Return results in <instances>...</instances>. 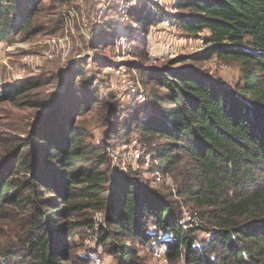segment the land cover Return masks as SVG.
<instances>
[{
  "label": "trees",
  "instance_id": "obj_1",
  "mask_svg": "<svg viewBox=\"0 0 264 264\" xmlns=\"http://www.w3.org/2000/svg\"><path fill=\"white\" fill-rule=\"evenodd\" d=\"M174 7L179 29L204 49L161 67L139 66L151 85L145 103L125 117L120 104L103 101L106 128L94 143L75 118L100 103L98 95L114 97L76 66L68 96L42 106L51 116L0 159V220L18 211L27 221L18 244L0 252V264H89L71 253V239L96 227L98 245L115 264H145L136 246L160 235H172L163 242L170 264H264V0H176ZM36 11L31 0H0V42L25 33ZM129 12L146 30L165 18L159 8L150 22L143 9ZM213 56L240 63L241 87L193 65ZM36 84L2 97L14 101ZM133 131L154 145L163 172L190 166L195 178L184 200L213 225L210 240L198 241L180 207L138 174L111 170V141L126 144Z\"/></svg>",
  "mask_w": 264,
  "mask_h": 264
},
{
  "label": "rangeland",
  "instance_id": "obj_2",
  "mask_svg": "<svg viewBox=\"0 0 264 264\" xmlns=\"http://www.w3.org/2000/svg\"><path fill=\"white\" fill-rule=\"evenodd\" d=\"M175 2L31 0L37 11L29 29L15 34L9 42H0V159L34 129L42 127V123L51 116L50 107L58 97L68 96V87L77 82L76 66L85 70L87 77L102 79L100 84H104V90L114 97L106 99L98 95L101 102L89 103L85 112L75 118L76 126L91 134L93 142L98 144L106 128L107 107L103 101L120 104L126 117L140 105L129 95L130 86L137 87L148 97L151 85L140 76L139 66L161 67L178 57L194 55L192 50L195 48L202 49L200 39L182 33L177 26L175 16L179 12L174 7ZM131 8L143 9L146 22L152 20L150 15L157 8L165 19L146 30L141 22L143 19L137 18L138 15L130 16ZM204 34L206 32H201L198 36ZM193 65L209 76L221 79L228 88L242 86L241 65L235 60L213 56ZM31 80L37 84L23 91L14 101L2 97L5 92ZM46 104L49 109L42 107ZM124 144L111 141L108 149L111 170L138 174L152 189L180 207L184 228H191L198 241L210 240L213 225L202 217V211L193 209L184 200L185 184H193L195 178L190 166L182 163L169 173L155 167L151 156L154 145L139 140L134 131ZM156 173L161 176V182L157 181ZM192 218L197 223L190 225ZM94 220L102 225L101 214H95ZM26 222L18 211H12L0 220V252L18 244V239L27 230ZM98 239V227L94 231H75L71 253L88 259L89 264H115L98 245ZM136 250L145 264H170L162 253L163 248L156 242L147 247L137 245Z\"/></svg>",
  "mask_w": 264,
  "mask_h": 264
},
{
  "label": "built area",
  "instance_id": "obj_3",
  "mask_svg": "<svg viewBox=\"0 0 264 264\" xmlns=\"http://www.w3.org/2000/svg\"><path fill=\"white\" fill-rule=\"evenodd\" d=\"M163 19H165V18H163ZM164 21H166V20H164ZM201 43H202V41H201ZM201 48L203 49V47H201ZM202 49L195 48V49L192 50V53H195V54L200 53L202 51ZM129 95L134 97L136 99V102L138 104H140V105L145 103L146 99H147L146 96H145L146 94H144L143 91L139 90L137 87H134V86H130ZM156 179H157L158 182H161V176L159 175V173H156ZM196 223H197L196 219L192 218V220H190V225L191 224H196ZM170 240H172V235H160V236L157 237L156 244H159V246L163 248L164 252H162V253H165V247L163 245V242H167V241H170ZM155 254L159 255L160 253L156 252Z\"/></svg>",
  "mask_w": 264,
  "mask_h": 264
}]
</instances>
